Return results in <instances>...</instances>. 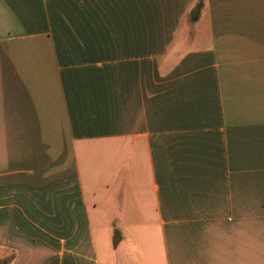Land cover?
I'll use <instances>...</instances> for the list:
<instances>
[{
    "label": "crops",
    "instance_id": "obj_1",
    "mask_svg": "<svg viewBox=\"0 0 264 264\" xmlns=\"http://www.w3.org/2000/svg\"><path fill=\"white\" fill-rule=\"evenodd\" d=\"M0 0V264H264V0Z\"/></svg>",
    "mask_w": 264,
    "mask_h": 264
},
{
    "label": "trees",
    "instance_id": "obj_2",
    "mask_svg": "<svg viewBox=\"0 0 264 264\" xmlns=\"http://www.w3.org/2000/svg\"><path fill=\"white\" fill-rule=\"evenodd\" d=\"M202 4H203V0H198V3L196 5V7L194 8V11H192V14H193L192 19L193 20L198 16L199 11H200V9L202 7Z\"/></svg>",
    "mask_w": 264,
    "mask_h": 264
}]
</instances>
